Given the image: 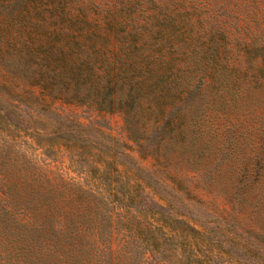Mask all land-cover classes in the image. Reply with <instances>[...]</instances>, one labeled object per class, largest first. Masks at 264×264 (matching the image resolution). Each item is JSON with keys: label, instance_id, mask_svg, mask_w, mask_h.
<instances>
[{"label": "trees", "instance_id": "trees-1", "mask_svg": "<svg viewBox=\"0 0 264 264\" xmlns=\"http://www.w3.org/2000/svg\"><path fill=\"white\" fill-rule=\"evenodd\" d=\"M33 40L29 32L13 40L0 35V85L2 65L8 96L53 116L39 113L33 131L0 117L1 249L21 258L7 264H121L137 252L141 264H222L232 255L228 245L247 244L240 229L264 232V196L246 197L264 176V155L239 165V182L229 190L226 161H215L203 139L221 91L222 67H212L211 48L182 54L184 67L165 70L163 55L146 52L137 35L113 61L92 44L54 53ZM13 55L22 56L16 66L6 59ZM116 115L125 122L124 143L100 124ZM15 133L59 148L70 171L54 174L46 161L28 158ZM220 201L230 211H220Z\"/></svg>", "mask_w": 264, "mask_h": 264}, {"label": "rangeland", "instance_id": "rangeland-1", "mask_svg": "<svg viewBox=\"0 0 264 264\" xmlns=\"http://www.w3.org/2000/svg\"><path fill=\"white\" fill-rule=\"evenodd\" d=\"M28 32L35 44H50L54 53L64 47L92 44L102 53H108L112 61L127 50L137 35L146 41V52L163 55L165 70L184 67L182 54L194 55L196 51L211 48L208 55L212 67H222L218 79L221 91L216 99L218 108L211 113L203 139L209 143L215 161L221 158L226 161L222 165V183L226 189L231 190L239 182L237 169L239 165L249 164L250 155H264V0H0L1 37L13 40ZM14 50L19 51L17 47ZM21 57L13 55L6 59L12 65ZM4 72L1 65V123L7 120L18 128L33 131L39 127L35 122L39 113L53 120L50 112L44 113L47 109L39 108L32 100H12L4 89ZM225 103H237L239 108H230ZM63 109L88 116L85 109L67 106ZM100 124L112 129V132L107 130L108 134L122 139L123 143L127 141L122 116L107 117ZM3 128L1 124L0 132ZM88 133L92 139L99 137L96 132ZM15 135L16 145L22 147L17 150L28 158L46 161L54 174L70 171V161L62 158L59 148H42L25 133ZM152 163L150 159L145 165ZM253 187L246 197L254 202L264 196V176ZM200 208L197 206L196 211H201ZM219 209L230 211L222 201ZM260 211L264 215V205ZM237 235L248 245L243 247L238 240H235L237 244L228 245L226 249L232 255L222 264H264V232L244 228ZM132 242L140 247L145 245L141 239ZM137 253L133 259H123L121 264H141L142 252ZM20 259L18 254L1 249L0 242V264Z\"/></svg>", "mask_w": 264, "mask_h": 264}]
</instances>
